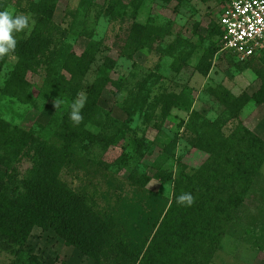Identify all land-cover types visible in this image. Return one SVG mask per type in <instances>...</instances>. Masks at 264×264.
<instances>
[{"label": "rangeland", "instance_id": "rangeland-1", "mask_svg": "<svg viewBox=\"0 0 264 264\" xmlns=\"http://www.w3.org/2000/svg\"><path fill=\"white\" fill-rule=\"evenodd\" d=\"M35 1L0 0V10L29 14L36 23L31 4ZM222 4L223 0L56 1L51 24L68 32L61 50L53 54L55 64H62L59 56L67 52L85 56L81 69L86 70L82 76L75 72L78 88L65 96V107L70 109L86 88L100 85L101 126L86 124L84 129L114 140L108 147L78 144L60 179L103 217H111L118 227L116 235L126 236L130 246L138 243L132 239L137 234L133 229L144 225L135 211L148 212L145 190L171 199L177 181L186 182L210 164L211 147L244 134L243 129L264 141V96L261 103L252 100L264 90V50L238 60L218 48ZM107 58L110 68H105ZM16 62L13 54L0 57V126L38 130L48 140L61 117L47 124L57 109L47 72L40 68L26 74V98L6 96V81ZM61 69L69 79L71 74ZM244 99L248 101L243 104ZM14 163L22 175L31 167L23 159ZM135 177L148 180L145 187L133 188L130 179ZM247 182L241 204L221 226L209 264H264V161L256 174L247 175ZM103 250L107 259L96 262L65 246L53 231L34 227L19 255L0 249V264H124L115 251Z\"/></svg>", "mask_w": 264, "mask_h": 264}, {"label": "trees", "instance_id": "trees-1", "mask_svg": "<svg viewBox=\"0 0 264 264\" xmlns=\"http://www.w3.org/2000/svg\"><path fill=\"white\" fill-rule=\"evenodd\" d=\"M56 1L31 3L36 23L27 37L17 39V48L12 53L17 62L6 81L4 94L26 98L29 86L26 74L45 68L53 99L60 102L47 124L51 125L58 117L61 119L48 140L38 130L25 131L6 123L0 126V249L19 255L26 247L32 228L37 227L53 231L65 246L96 262H100V257L107 259L103 247H108L124 264H209L220 242L221 226L241 204L242 194L248 189L247 175L256 174L264 161V141L243 129L244 134L235 139L231 136L218 148L211 147L210 164L204 171L187 177L186 182L177 181L171 199L145 190L148 212L137 209L136 204L135 212L144 225L133 229L137 234L132 239L138 243L130 246L126 236L116 235L118 227L111 217H103L84 195L77 194L60 179L63 167L78 144L84 147V144L103 143L108 147L114 140L106 135L95 136L84 129L86 124L101 126L102 110L97 105L100 85L93 84L84 90L87 97L82 109L84 120L74 125L69 119L65 96L76 93L75 72H80V76L84 74L86 69L81 68L85 56L81 58L67 52L66 57L59 56L63 63L55 64L53 54L61 50L68 32L51 24ZM217 29L220 48L218 24ZM108 62L112 64L107 58L105 68H110ZM71 63L73 67L68 66ZM60 68L67 70L71 77L67 79ZM263 96L264 90L252 100L261 103ZM247 101L244 99L243 104ZM231 141H234L233 147L227 145ZM135 142L142 144L140 139ZM17 158L31 165L24 175L17 171L14 163ZM141 178H131L134 181L131 186L145 187L148 180ZM183 193L193 195L191 206L176 202Z\"/></svg>", "mask_w": 264, "mask_h": 264}, {"label": "built area", "instance_id": "built-area-1", "mask_svg": "<svg viewBox=\"0 0 264 264\" xmlns=\"http://www.w3.org/2000/svg\"><path fill=\"white\" fill-rule=\"evenodd\" d=\"M220 50L244 60L264 48V0H223Z\"/></svg>", "mask_w": 264, "mask_h": 264}, {"label": "clouds", "instance_id": "clouds-1", "mask_svg": "<svg viewBox=\"0 0 264 264\" xmlns=\"http://www.w3.org/2000/svg\"><path fill=\"white\" fill-rule=\"evenodd\" d=\"M35 25V20L29 14H16L9 10H0V57L8 56L17 48L16 35L22 32H30ZM87 97L80 94L70 105L69 119L74 125H79L84 116L82 109L85 107ZM57 101L55 107H59ZM176 202L180 205L191 206L194 197L191 193H183L177 197Z\"/></svg>", "mask_w": 264, "mask_h": 264}]
</instances>
